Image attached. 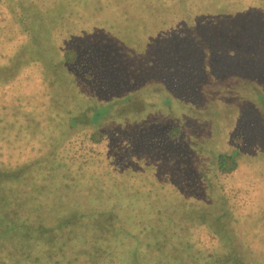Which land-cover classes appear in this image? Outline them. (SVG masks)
I'll use <instances>...</instances> for the list:
<instances>
[{
	"label": "rangeland",
	"instance_id": "1",
	"mask_svg": "<svg viewBox=\"0 0 264 264\" xmlns=\"http://www.w3.org/2000/svg\"><path fill=\"white\" fill-rule=\"evenodd\" d=\"M66 1L70 4L65 7L57 4L58 0H24L23 3L19 0L0 1V45L4 46H0V169L12 172L15 168L24 166L27 170L21 177L1 181L0 193L9 197L8 201L2 202L7 205L6 209L13 206V213L8 217L16 216L14 222L15 219L17 222L21 219L24 221L23 224L12 227L7 234H15V238L23 236L25 240L32 242L25 243L13 251L9 250L10 260L23 255L22 262L25 264H113L115 261L116 264H188V247L183 240L190 238L196 244L207 243L206 247H210L212 258L217 264H264V159H259L255 166V171L263 174L260 175L262 179L252 180L244 177L248 174L247 170L232 177L234 183L227 185L231 190L227 204L236 216L235 219L222 215L221 207L211 204L210 212L202 215L207 208L203 206L193 213L194 220L197 219L195 222L185 220L184 213L172 218L175 223L170 222V219L167 222L166 218L157 215L161 218L158 223L167 228L157 230L152 225H145L136 220L138 217L145 220L155 218L154 215L159 212L157 207L159 210L165 208L163 202L155 199L152 192L145 193L147 185L143 188L138 182L134 190L132 186H124L121 182L118 190L106 192L98 183L99 176L94 178L95 180L87 179L84 173L81 177L80 166L84 162L83 158L96 154V144L86 141L89 149L79 148L73 152L55 138V126L59 125L56 121L65 113L64 108L83 109L89 100L88 94L83 96L79 91L96 92L94 87L97 81L91 82L92 78L86 79L84 74L83 65L87 62V56H84L85 51L82 52V43L65 37V32H70L81 12L88 19L91 17L89 12L95 8L93 13H96V7L104 5L105 1L85 0L84 4L75 0ZM15 3L23 7V17L19 15V7ZM31 3L38 4L40 11L33 10ZM74 3L79 5L82 11L76 5L73 6ZM72 6L74 11L70 10ZM128 9L131 10V6ZM125 14L124 18L133 21L136 19L135 10ZM214 21L204 25L203 29L208 39L217 42V20ZM82 29V26L78 28ZM99 29L101 27L97 30ZM115 29L117 28H112V31ZM208 31L211 32L210 36L207 35ZM121 32L123 31L117 33ZM55 34L62 35L65 45L79 50L72 63H58L55 62V57L49 58L47 63L51 67L48 72L42 61L46 59L45 50L49 53L50 46H55ZM111 47L115 50L121 49L117 50L122 56L117 62L123 66L129 63L128 72L135 75L136 80L140 79L133 66H140L141 75L140 71L152 56L150 49L141 55L140 59L143 61H140L138 56H129L126 53L119 39L114 47ZM215 47L217 45H214L213 49ZM52 49L55 53V47ZM55 54L54 56L61 59L59 51ZM209 56H213L208 61L210 60L216 68L212 70L215 79L211 78L208 72L202 74V68H198L202 63L200 53L195 57L197 63L194 61V67L181 66V78H185L183 81L181 79V88L175 89V86L170 85L174 94L183 96L182 98L171 94L167 96L162 90L151 95L147 92L151 91L152 85H143L140 89L137 88L138 97L136 96L134 101L140 110H161L162 114L168 113L171 117L186 116L187 122H192L193 126L198 128L196 136L199 135L197 138L201 139L202 155L207 161L204 168L212 162V153L217 150V56ZM71 70L77 72L75 87L72 84L75 76L71 74ZM184 70L187 76L184 75ZM187 80L189 86L185 88L184 83L187 84ZM145 86L147 92L144 91ZM170 88L168 87V90ZM145 92L150 95L149 98L152 96L147 102L148 107H144L142 101ZM166 96L168 100L165 110L162 109V106L165 107L162 102ZM239 99L242 100V97ZM242 101L245 106L251 105L245 102V99ZM99 108L102 107L96 110ZM231 108L233 107L231 106L229 111L227 103V112L219 118L222 123L228 122L230 127H233V117L237 112L232 113ZM236 108L233 110L236 111ZM89 110L91 108L84 110L88 117ZM261 110L264 112V104ZM118 115L117 121L120 122L123 119L120 115L123 114ZM251 116L247 117H251V124L250 120L248 121L251 132L250 129L247 133L238 130L236 134L227 135V140L238 147L237 157L239 165L243 168H246L245 164L250 165L249 161L256 159L257 154H254V151L258 149L254 147L264 137V129L255 128L254 115ZM113 117L109 106L96 124H83V127L78 129L79 134L84 135L89 128L98 126L97 124H109L114 121ZM197 121L202 123L197 124ZM63 124H66L64 119ZM241 177L242 182L244 180L254 187L248 189L239 185ZM22 200L24 204L18 205ZM128 208L135 209L134 214L129 212ZM73 212H77L79 217L71 214L76 218L69 220V223H60L65 214ZM112 223L117 231H114ZM174 232L181 234L182 242L177 240ZM62 240L68 241L66 246H60L59 242ZM169 243H175L171 250L167 249L170 247ZM177 243L182 248L175 254ZM97 249L101 250L97 252ZM193 250L196 249L193 247ZM155 260L158 262L155 263Z\"/></svg>",
	"mask_w": 264,
	"mask_h": 264
},
{
	"label": "trees",
	"instance_id": "2",
	"mask_svg": "<svg viewBox=\"0 0 264 264\" xmlns=\"http://www.w3.org/2000/svg\"><path fill=\"white\" fill-rule=\"evenodd\" d=\"M75 1L85 3V0ZM104 1V5L96 7L98 9L96 13H93L95 8L89 12L88 15L91 17L88 19L81 12L70 32L68 30L65 32V37L78 41L84 46H81L82 52L85 51L84 56H87V62L84 61L83 65L84 74L86 79L92 78L91 82L97 81V84L94 87L96 92L79 91L83 96L88 94L87 98L89 99L82 110L64 108L65 113L56 121V124L59 125L55 126L54 124L55 132H57L55 138L62 141L63 145L72 149L73 152L79 148L89 149L88 141L96 144L94 147L95 150L97 149L96 154L88 156L86 159L83 158L84 162L80 166V173L81 177L85 173L87 179L99 176L101 182L98 181V183L103 186L106 192L118 190L121 182L124 186L125 184L132 186L134 190H136L135 185H138V182L139 186H143V188L147 185L145 193L152 192L155 199L160 203L163 202L162 205L165 208L159 210L157 207V212H159L154 215L155 218L150 217L151 219L145 220L138 217L136 218L138 222L152 225L157 230L165 228L158 223L161 218L157 215L166 218L167 222L171 220L170 222L175 223V219L172 220V218L179 217L183 213L185 220L189 219L195 222L197 219L194 220L193 213L204 206L208 208L202 212L204 215L211 211L209 210L212 208L211 204L220 206L222 215L235 219L236 216L229 210L227 204L231 193L227 185L234 183L232 177L247 170L248 174L244 177L252 178V180L254 178L262 179L260 175H263L255 171V166L259 159H264V137L254 147L258 149L254 151V154H257L256 159L249 161L250 165L245 164L246 168H243L242 165H239L237 157L238 147L227 140V135L236 134L235 132L238 133V130L249 132L251 114L254 115L255 128L264 129V112L261 110L264 104V0ZM19 2L23 3L24 0H19ZM31 4L33 10L40 11L38 4ZM57 4L65 7L70 3L66 0H58ZM15 5L19 7V15L23 17V7L19 6L20 4L15 3ZM75 5L82 11L79 5L74 3L73 6ZM73 6L70 7L72 11H74ZM130 6L131 10L136 11L134 21L124 18L125 12L131 11L128 9ZM214 20H217V42L208 39L206 31L203 29L204 25L215 22ZM118 22L122 24L120 25ZM80 26L83 27L82 30H78ZM99 27L101 29L97 30ZM112 28L117 29L112 31ZM119 31L123 32L118 34ZM207 35L210 36L211 32L208 31ZM118 39L126 53L129 56H138L140 61H143L140 59L141 55L149 52L150 49L152 56L140 71L141 75L139 74L140 66H133L140 79L136 80L135 75L128 72L129 63H125L123 66L122 63L117 62L121 56L117 50L121 49L115 50L111 46L114 47ZM63 40L62 35L55 34V46H50L49 53L45 50L46 59L43 60L44 62L42 61V65L44 64L48 72L51 66L47 60L51 57H55V62L58 63L75 61L79 49L65 45ZM122 41L124 42L122 43ZM214 45L217 47L213 49ZM0 46L4 48L3 45ZM51 47H55V53L60 52L61 59L54 56L55 53ZM200 53H202V63L198 68L200 70L202 68V74L210 73V77L213 79L216 77L212 70H216V68L208 59L213 57L209 55L217 56V150L213 151L212 162L210 161V164H207L205 168L204 164L207 161L202 155L201 139L198 140L197 136L199 135L196 136L198 128L193 126L192 122H187L186 116L171 117L168 113L162 114L161 110L156 112L150 110L148 112L147 108L140 110L134 102L137 88L140 89L143 85H152L149 92H147L146 86L144 87V91L151 95L162 90L167 96L171 94L182 98L183 96L174 94V89L170 88V85L175 86V89L181 88V79L185 80V78H181V66L194 67V61L197 63L195 57ZM188 57L189 59H187ZM184 73L187 76L186 70ZM71 74L75 76L72 79L73 87H75L77 72L71 70ZM184 84L185 88L189 86L188 80L187 84ZM146 92L142 99L144 107L148 105L147 102L152 97L149 98L150 95ZM167 96L162 102L165 105V107L162 106V109L165 110ZM239 97L251 105L245 106ZM227 103L229 111L231 106L237 107L236 111L231 108L232 113L237 112L233 117V127H230L228 122L222 123V119L220 121L219 118L227 112L225 110ZM109 106L114 121L109 124H97L98 126L89 128L81 136L78 129L83 127V124H96L102 114L107 112ZM98 107L102 108L96 110ZM87 108H91L89 117L84 114V110ZM134 113L135 116H133ZM118 114H123L120 115L123 118L120 122L117 121ZM161 116L162 118H160ZM249 116L251 117L247 118ZM245 117L246 120H244ZM63 119L66 122L65 125ZM194 121L196 122V119ZM201 123V121H197V124ZM207 128L210 130L209 127ZM208 170L209 172H207ZM26 171L24 166L15 168L12 172L0 169V182L9 180V178L21 177ZM216 176L217 178H215ZM242 179L243 177L238 181L239 185L248 189L254 187L245 183L244 180L242 182ZM8 198L0 193V218H2L0 220V264H25L22 262L23 255L15 256L14 260L9 258V250L13 251L25 243L32 244V242L25 240L23 236L15 238V234H7L12 227L24 223L23 219L20 222L15 219L14 222L16 214L15 217H8L13 213V206L6 209L7 205L2 203L8 201ZM22 201L18 205L24 204ZM128 210L133 214L135 212V209L128 208ZM71 214L79 217L77 212L65 214L60 223L76 218ZM112 224L114 226V223ZM114 231H117L115 226ZM3 232L5 233L2 234ZM174 235L177 236L179 242H182L181 234L174 232ZM79 239L81 240V238ZM261 239L262 236H260ZM155 240L156 238L153 241ZM183 241L188 247L187 257L190 259L188 264H217V261L212 258L210 247H206L207 243L196 244L190 238ZM66 243H68L67 240L59 242L60 246H66ZM56 245L58 246L57 243ZM168 245L170 247L167 249L171 250L175 243ZM177 245L174 250L175 254L182 248L180 244L177 243ZM50 246L53 247V245ZM193 247L196 250H193ZM99 250L101 249H97V252ZM171 254L173 253L171 252ZM165 260L166 258L163 261L165 262ZM156 261L158 262V260L154 262L156 263ZM113 264H116V261Z\"/></svg>",
	"mask_w": 264,
	"mask_h": 264
}]
</instances>
